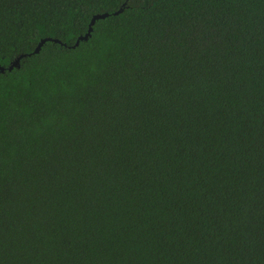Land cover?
<instances>
[{
	"label": "trees",
	"instance_id": "trees-1",
	"mask_svg": "<svg viewBox=\"0 0 264 264\" xmlns=\"http://www.w3.org/2000/svg\"><path fill=\"white\" fill-rule=\"evenodd\" d=\"M22 55L0 264H264V0H0Z\"/></svg>",
	"mask_w": 264,
	"mask_h": 264
},
{
	"label": "water",
	"instance_id": "water-1",
	"mask_svg": "<svg viewBox=\"0 0 264 264\" xmlns=\"http://www.w3.org/2000/svg\"><path fill=\"white\" fill-rule=\"evenodd\" d=\"M117 14H118V12L115 13V15H117ZM108 16H109V14H107V13H105V14H99V15L94 16L93 19H92V21H91V25H90V29H89L88 33H87L86 35H84V36L79 37L78 41H77V42L75 43V45H73L71 48H75V47L79 46V44H80L81 41H87V40L91 37V33H92V31H93V26L95 25L96 21L101 20V19H106ZM47 41H54V42L60 43V41H58V40L45 39V40H43V41L39 44V46L36 48L34 54L39 53L40 50H41V48H42V45H43L45 42H47ZM27 56H28V55H22V56H20L18 59H16V60H15V61H14L9 67H7V68H6V67H3V66L0 65V72H1V73H4L6 70H8V71H12L13 68H19V67H20V61H21V59H22V58H25V57H27ZM29 56H30V55H29Z\"/></svg>",
	"mask_w": 264,
	"mask_h": 264
}]
</instances>
